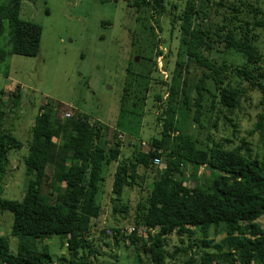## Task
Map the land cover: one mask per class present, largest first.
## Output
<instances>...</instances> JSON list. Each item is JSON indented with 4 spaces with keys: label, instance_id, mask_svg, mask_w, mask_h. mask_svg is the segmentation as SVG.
<instances>
[{
    "label": "trees",
    "instance_id": "obj_1",
    "mask_svg": "<svg viewBox=\"0 0 264 264\" xmlns=\"http://www.w3.org/2000/svg\"><path fill=\"white\" fill-rule=\"evenodd\" d=\"M22 1L5 0L0 5V66L6 59L1 44L5 22L10 28L12 54L33 57L39 53L42 27L20 18ZM152 1V8L164 10V0ZM178 1L184 2V9L173 15L171 25L174 27L179 22L180 31L187 38V62L184 68L175 70L168 88L161 138L151 141L150 152L136 157L138 167L155 172L156 189L148 194L146 204H137L135 228L143 226L147 230V241L143 243L148 246L149 264H167L168 235H193L194 229L206 238L212 228L226 233L218 247H225L227 256L234 262L264 264V228L259 223L264 220V159L245 156L223 142L212 140L211 145L202 144L192 134L189 123L201 126L205 94L210 96L211 109L216 103L229 112L237 108L241 94L234 86V78L252 85L264 84V51L256 32L264 31V0H232L229 4L222 0ZM144 2L147 0L133 3L137 7ZM218 7L225 10L223 24L214 26L210 23L209 10L218 13ZM177 8L173 5L174 10ZM216 45L239 54L243 63L234 65L211 58ZM191 66L202 70L194 98L187 92ZM208 81L214 92L207 87ZM19 99L20 94L15 97V105ZM156 99L162 101L160 96ZM192 107L195 116L190 119ZM6 118L7 112L0 106V210L13 213L12 235L19 238V246L17 255L12 254L9 239L0 236V264H53L50 248L43 243L54 237L66 239L71 254L68 264H95L89 255L79 252L91 248L87 236L93 221L102 215L97 196L104 182L103 168L119 159L121 144L108 147L111 129L91 123L85 114L76 113L57 124L53 106L48 104L32 127L24 160L29 178L24 196L20 201L6 199L2 194L9 153L24 147L7 127ZM259 131L264 141V104ZM164 156L166 168L156 169L154 160ZM49 166L53 168L52 184H60L53 202L42 193ZM188 166L192 168L193 188L185 185ZM202 166L216 171L208 186L201 185L196 178ZM138 178V173L128 164L117 165L112 188L114 212L128 213V205L119 203L123 191L133 188ZM114 231L120 234L119 230ZM202 244L209 247L206 240ZM190 247L192 255L185 264H195L194 249L201 248L193 241ZM90 252L96 254L91 249ZM201 262L212 264L213 256L205 253ZM136 264L144 261L138 257Z\"/></svg>",
    "mask_w": 264,
    "mask_h": 264
},
{
    "label": "rangeland",
    "instance_id": "obj_2",
    "mask_svg": "<svg viewBox=\"0 0 264 264\" xmlns=\"http://www.w3.org/2000/svg\"><path fill=\"white\" fill-rule=\"evenodd\" d=\"M134 1L23 0L20 18L42 27L38 55L11 53L8 22L1 39L6 59L0 66V106L7 112V127L24 144L21 150L9 153L3 198L20 201L24 196L29 179L24 160L32 127L48 104L53 106L57 124L76 113L85 114L91 123H101L111 129L108 147H114L117 142L121 144L119 159L103 168L104 182L97 196L102 215L93 221L87 236L91 248L79 252L89 255L95 264H136L138 257L149 264L148 246L143 243L147 241V230L143 226L136 229L134 220L137 204H146V197L156 189V174L138 167L136 157L150 152L151 141L161 138L168 88L175 70L184 68L187 62V38L180 31L179 22L174 27L171 25L173 15L182 13L184 2L164 0L162 11L151 7L152 0L137 7ZM222 1L229 4L232 0ZM4 3L5 0H0V5ZM173 5L178 6L177 10ZM218 11L209 10L210 23L214 26L223 24L225 10L218 7ZM256 32L264 51V31ZM210 57L234 65L243 63L239 54L227 52L220 45H216ZM189 72L187 92L194 98L195 84L202 70L191 66ZM233 83L241 94L239 106L229 112L216 103L211 109L210 96L205 94L201 126L189 121L191 132L202 144L211 145L212 140L223 142L245 156L264 159V141L259 131L264 84L252 85L238 78ZM207 87L214 92L210 81ZM18 94L20 99L15 105ZM156 96L162 101L158 102ZM189 116L190 119L195 116L194 107ZM162 160L165 163V156ZM120 163L128 164L139 175L135 186L122 193L119 204L129 207L125 214L114 212L112 200L114 174ZM191 173L192 168L188 166L185 185L189 188L195 186ZM52 174L53 168L49 166L48 180L42 186V193L51 202L60 185L52 184ZM215 175V170L202 166L196 178L201 185L208 186ZM259 223L264 228V220ZM12 227L13 213L0 210V236L9 239L10 252L17 255L19 238L12 235ZM133 231L136 233L131 237ZM192 231L193 235L173 233L166 237L167 264H185L192 255V241L201 246L194 249L195 264H202L201 256L205 253L213 256L212 264H237L227 256L225 247H218L226 237L223 229L212 228L206 238L200 230ZM204 240L209 242V247L203 246ZM46 244L53 264H68L71 254L66 239L54 237L45 240L43 245Z\"/></svg>",
    "mask_w": 264,
    "mask_h": 264
},
{
    "label": "built area",
    "instance_id": "obj_3",
    "mask_svg": "<svg viewBox=\"0 0 264 264\" xmlns=\"http://www.w3.org/2000/svg\"><path fill=\"white\" fill-rule=\"evenodd\" d=\"M154 167H156L158 170H164L166 168V165L162 159H155L154 160Z\"/></svg>",
    "mask_w": 264,
    "mask_h": 264
}]
</instances>
